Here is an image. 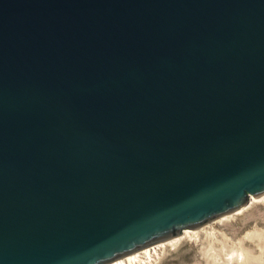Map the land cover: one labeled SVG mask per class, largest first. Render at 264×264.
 Returning <instances> with one entry per match:
<instances>
[{"label": "water", "instance_id": "1", "mask_svg": "<svg viewBox=\"0 0 264 264\" xmlns=\"http://www.w3.org/2000/svg\"><path fill=\"white\" fill-rule=\"evenodd\" d=\"M264 194V0H0V264H109Z\"/></svg>", "mask_w": 264, "mask_h": 264}, {"label": "rangeland", "instance_id": "2", "mask_svg": "<svg viewBox=\"0 0 264 264\" xmlns=\"http://www.w3.org/2000/svg\"><path fill=\"white\" fill-rule=\"evenodd\" d=\"M219 219L202 225L198 229L197 238L185 237L175 245H167L153 264H213L205 249L210 245L215 249H220L222 244L233 246L235 249L244 247V250L245 248L251 250L254 255L261 256L262 263L260 264H264V246L259 245V240H241L248 231H260L264 236V200L248 205L239 214H234L221 221H218ZM219 264L237 263L223 260Z\"/></svg>", "mask_w": 264, "mask_h": 264}, {"label": "bare ground", "instance_id": "3", "mask_svg": "<svg viewBox=\"0 0 264 264\" xmlns=\"http://www.w3.org/2000/svg\"><path fill=\"white\" fill-rule=\"evenodd\" d=\"M261 200H264V194L258 197H251L250 202L247 205L242 206L240 209L236 210L234 213L226 214L227 216L224 215V217L223 216L219 217L221 219L218 218L219 219L218 221H221L222 219H226L234 214H239L244 209H246L248 205H251L252 203L261 201ZM198 232H199L198 229H193V230L185 229L181 232L180 235L176 237L167 239L162 242H158L152 246L143 248L140 251L128 254L124 256L123 258H119L109 264H153L156 261V259L159 257L162 249L165 248L167 245H175L181 239L185 237L197 238ZM263 237H264L263 233L260 231H248L242 236L241 240L245 241V240H250V239L251 240L258 239L259 245L264 246ZM243 248L235 249L233 248V246L230 247V246H227L226 244H222L220 249H215V247L210 245V247L208 246V248L205 249V251L209 259L213 262V264H219L223 260L227 262L234 261L237 264H260L262 263V259L260 255H254L251 250L249 251L245 248L246 250L245 251Z\"/></svg>", "mask_w": 264, "mask_h": 264}]
</instances>
